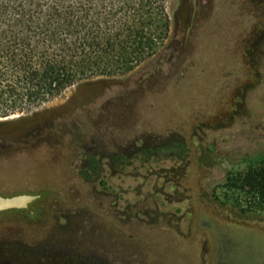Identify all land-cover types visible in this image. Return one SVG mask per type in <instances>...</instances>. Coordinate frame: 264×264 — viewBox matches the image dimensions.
I'll list each match as a JSON object with an SVG mask.
<instances>
[{"label":"rangeland","instance_id":"374dc122","mask_svg":"<svg viewBox=\"0 0 264 264\" xmlns=\"http://www.w3.org/2000/svg\"><path fill=\"white\" fill-rule=\"evenodd\" d=\"M166 5L153 57L0 120V194L41 195L0 264H264V0Z\"/></svg>","mask_w":264,"mask_h":264},{"label":"trees","instance_id":"16d2710c","mask_svg":"<svg viewBox=\"0 0 264 264\" xmlns=\"http://www.w3.org/2000/svg\"><path fill=\"white\" fill-rule=\"evenodd\" d=\"M169 24L166 0H0V119L129 73L157 53ZM241 182L264 201V167Z\"/></svg>","mask_w":264,"mask_h":264},{"label":"water","instance_id":"95a60500","mask_svg":"<svg viewBox=\"0 0 264 264\" xmlns=\"http://www.w3.org/2000/svg\"><path fill=\"white\" fill-rule=\"evenodd\" d=\"M9 118H3L0 120H6ZM40 196L41 195L39 193H27V192L16 193L11 195L0 194V212L6 210H13V209H29L30 212L33 213L34 210L31 207V203L36 199H38Z\"/></svg>","mask_w":264,"mask_h":264},{"label":"flooded vegetation","instance_id":"af4514ba","mask_svg":"<svg viewBox=\"0 0 264 264\" xmlns=\"http://www.w3.org/2000/svg\"><path fill=\"white\" fill-rule=\"evenodd\" d=\"M30 211V210H29Z\"/></svg>","mask_w":264,"mask_h":264}]
</instances>
